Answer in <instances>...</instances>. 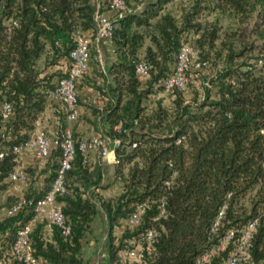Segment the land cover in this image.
Here are the masks:
<instances>
[{
    "label": "trees",
    "instance_id": "1",
    "mask_svg": "<svg viewBox=\"0 0 264 264\" xmlns=\"http://www.w3.org/2000/svg\"><path fill=\"white\" fill-rule=\"evenodd\" d=\"M136 1L125 0L121 16L110 11L109 0L99 7L112 13L111 34L97 43L104 63L92 68L100 77L101 84L92 87L101 102L83 100L78 87L84 77L77 83L78 107L90 108L92 123L111 139L113 181L102 183V159L87 163L76 146L65 192L56 198L70 232L36 222L30 233L33 254L45 264H90L83 242L102 212L109 264H122L118 253L150 228L157 237L146 264H196L206 251L210 263H217L236 251L235 242L253 221L250 247L238 264H264V0H180L177 15L167 8L175 0ZM96 10L95 0H0V104L7 100L13 106L9 119L0 115V191L11 184L6 177L17 164L11 148L30 138L47 110L55 134L68 126L65 108L48 94L72 64L76 33L90 34L97 45ZM223 16L237 26L223 28ZM246 22L251 23L248 36L240 27ZM185 43L193 46L200 65L186 71L183 89L168 91L163 82ZM91 56L90 45V62ZM140 60L149 65L145 82L135 73ZM72 132L79 138L74 127ZM61 154L59 145L51 147L38 172L42 186H30L23 195L31 203L48 190ZM25 171L34 173L32 167ZM116 180L119 194L103 197L100 190ZM17 198L9 196L3 205ZM138 207L140 223L129 226L125 221ZM32 217L28 204L0 219V264H24L12 259L11 243ZM122 223L117 237L114 229ZM229 231L234 235L220 249Z\"/></svg>",
    "mask_w": 264,
    "mask_h": 264
},
{
    "label": "built area",
    "instance_id": "2",
    "mask_svg": "<svg viewBox=\"0 0 264 264\" xmlns=\"http://www.w3.org/2000/svg\"><path fill=\"white\" fill-rule=\"evenodd\" d=\"M108 6L112 13L119 16L127 9L125 0H109ZM94 19L96 22L94 40L98 42L100 39L108 37L111 34L112 23L110 16L99 11L98 5ZM75 39V47L70 53L72 64L66 70L65 75L58 79L55 88L48 94L49 99L60 102L65 108L67 123L75 121L78 117L77 83L80 78L88 73L90 67V45L92 36L87 33L77 32ZM195 59L196 51L193 46L189 43L183 44L176 55V64L173 73L163 82L166 90H181L185 87L188 81L186 71L190 69L192 64H195L196 67L200 65L198 62H195ZM135 73L140 82H145L149 78V65L147 62L144 60L138 61L135 67ZM101 99L102 96L97 93V100L101 102ZM12 113V104L7 100H3L0 104L1 118L7 120ZM113 129L117 130V127L114 126ZM112 141L114 144L117 143L115 139ZM111 143L110 137L105 134H96L87 138L74 139L73 132L69 126L59 135L55 134L53 131H48L46 128L36 127L29 139L11 148V153L15 156V160L17 161L13 170L6 177V181L11 184L22 183L28 180L25 166H23L21 162L22 155L32 153L38 160L39 168H42L52 146L59 145L62 151L56 176L48 190L40 199L31 203L30 200L21 196L10 206L2 208L4 216H13L22 211L28 204H32L33 217L15 232L14 239L11 243L12 259L24 264H45L40 257H36L33 254L30 233L36 222H45L47 228L55 224L61 228L64 235L69 234L70 226L65 223L61 204L57 202L56 198L65 192V173L70 168L71 161L75 155L76 146L83 154L84 161L87 163L93 162L91 153L94 151L95 155L101 158L103 163L114 164L116 158L113 148L110 147ZM3 155L4 152H1L0 157ZM142 212L143 209L141 207L136 208L125 223L129 226L138 225ZM222 216L223 209L219 211L210 228L211 235L217 232ZM255 227L256 221L250 222L246 226L241 237L235 242L236 251H231L225 260L217 263H210V253L206 251L196 259V264H238L240 256L246 254L250 247L251 233L255 230ZM233 235V231H229L226 234L225 240L220 244V249L225 247L226 241L231 239ZM156 237L157 230L154 228H150L142 233L123 251L121 259L122 264H146L147 256L153 251ZM8 264H11V260Z\"/></svg>",
    "mask_w": 264,
    "mask_h": 264
},
{
    "label": "rangeland",
    "instance_id": "3",
    "mask_svg": "<svg viewBox=\"0 0 264 264\" xmlns=\"http://www.w3.org/2000/svg\"><path fill=\"white\" fill-rule=\"evenodd\" d=\"M95 1L99 7H105L106 6V2H104L105 0H95ZM128 1L131 4H134L135 2H137L136 0H128ZM167 8L173 14L177 15L179 13V10H180V0H175L172 3H169L167 5ZM220 19H221L220 22H221L223 28H226V27L235 28L237 26V24L234 22V20L231 18H227V16H223ZM250 26H251L250 22H246L245 24L240 26L241 30L243 31V33H245L246 36H248ZM249 37L255 38L254 34H251V36L249 35ZM97 43L98 42H96V44ZM257 43L259 44L260 42L257 40L256 44ZM95 47H96L97 51H96V54L94 55L92 51H93V48H95ZM91 55L92 56H91V62H90V69H89L88 73L84 76V78L81 79V81H80L81 83L79 84V87H78V90L80 91L81 96L84 95L85 91H88L90 93V92L95 90V88L92 87L93 83L101 84L100 77L97 75L98 73H95L94 69H92V68L97 63H101V65H103V63H104L103 60H104L105 54L102 51L101 46L99 44H97V45L93 44V39L91 42ZM43 62H44L43 60L40 61V66H43ZM203 71H205V69H203ZM197 83L198 82H196V84ZM90 88H91V91H89ZM158 95H159L158 97H164L165 103H168V96L165 92H160ZM92 100H93V98L92 99L90 98V100L86 99V101L91 105L93 104ZM78 120L79 119H76V121H73L69 124V127L71 128V130H72V127H75L77 125ZM96 127H97V125H95V123H92V128L94 129V131H96V129H97ZM86 136L87 135H85L82 138H85ZM76 137H78L77 134H76ZM23 166H25V165H23ZM104 168H105V170H104V181H103V183H109L113 180V167L108 166V165H104ZM26 173L28 175V180H26L25 182H22V183L9 184V186L6 190L0 191V217L4 216V212H3L2 208L6 207L3 204L6 202V200L9 196L21 197L24 195L25 189H27V187L30 184L35 185V186L38 185V182H39V181H37L38 178L37 179L32 178L33 173L30 171H28ZM119 182L120 181L111 183L110 186H108L107 188L100 190V192L102 193V196L105 198H109V197H114L115 195H117L118 192L120 191ZM122 224L123 225H121V227L118 226V227H115V229H114V235L117 237H120L122 235L124 223H122ZM104 235H105V228L102 230L100 237L102 238ZM104 241H106V240H104ZM101 248H103L102 250L104 251L105 245H103ZM122 256H123V251H120L118 253V259L121 260ZM98 261H99V264L104 263V257L102 256L101 253L99 255ZM95 262H94V264H95Z\"/></svg>",
    "mask_w": 264,
    "mask_h": 264
},
{
    "label": "crops",
    "instance_id": "4",
    "mask_svg": "<svg viewBox=\"0 0 264 264\" xmlns=\"http://www.w3.org/2000/svg\"><path fill=\"white\" fill-rule=\"evenodd\" d=\"M107 16H111L112 13L110 11H106L105 13ZM91 91V88L90 90ZM96 92L92 91V92H88L85 91L83 96V100L86 101L90 100V98L93 102V104H97L100 103L99 100H97L96 96H95ZM78 123L77 125L74 127V132L77 134L78 137L82 138L85 135H87L85 138L96 135V134H105V129L98 123V129H96V131H94V129L92 128V121H93V116L90 112V108L84 106V105H80L78 107ZM53 121L52 120V110H47L45 112V114L43 115L42 121L38 122L36 124V127H43L46 128L48 131L52 132L51 129V125L48 124L49 122ZM76 121V120H75ZM70 123H68L69 126ZM73 128V127H72ZM110 147H112V144L110 145ZM95 152L93 151L91 153V157L94 159L95 157ZM21 162L23 165H25V167H32L33 168V176L32 178L37 179L38 185H36L37 188L41 187L43 184V175L38 174L39 170L41 168H39V163L38 160L35 158V156L32 153L29 154H24L21 156ZM104 165H108V166H113V163H103ZM104 181V177L102 178V183ZM113 181V180H112ZM114 182H117L114 181ZM113 182V183H114ZM34 184V183H33ZM120 184V191L122 189L121 187V182H119ZM32 186L34 187L35 185H29L27 187V189ZM25 189V191L27 190ZM119 191V192H120ZM118 192V194H119ZM101 193V192H100ZM102 195V193H101ZM101 214V215H100ZM2 217H0L1 219ZM106 227V216L104 213L99 212L93 219L92 223H91V231L87 234L86 238L84 239L83 242V254L87 255L89 257H91V262L90 264H99L98 258L100 253L102 254V256L104 257V263L103 264H109L108 258L106 256L105 250L103 251L101 248L103 245H105L106 241V234L101 238L100 234L102 232V230Z\"/></svg>",
    "mask_w": 264,
    "mask_h": 264
}]
</instances>
